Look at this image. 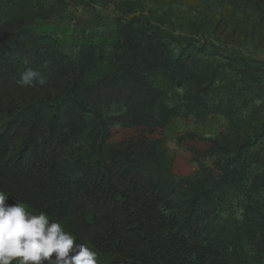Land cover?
<instances>
[{
    "label": "rangeland",
    "instance_id": "rangeland-1",
    "mask_svg": "<svg viewBox=\"0 0 264 264\" xmlns=\"http://www.w3.org/2000/svg\"><path fill=\"white\" fill-rule=\"evenodd\" d=\"M166 68L171 100L212 78L208 106L182 104L153 133L116 124L107 139L154 137L159 172L169 168L191 188L212 184L225 264H264V0H0V264H161L162 246L143 227L115 248L114 237L150 213L134 201L102 204L101 186L89 189L125 168L89 145L76 101L121 112L113 103L131 105L135 93L126 70L141 74L137 100ZM62 99L68 114L54 138L48 112L34 142L7 125L5 108ZM68 129L84 130L82 145Z\"/></svg>",
    "mask_w": 264,
    "mask_h": 264
},
{
    "label": "trees",
    "instance_id": "trees-1",
    "mask_svg": "<svg viewBox=\"0 0 264 264\" xmlns=\"http://www.w3.org/2000/svg\"><path fill=\"white\" fill-rule=\"evenodd\" d=\"M152 59H156V57L154 56ZM165 70L166 73L162 76L163 81L152 80L147 82L145 91L139 92L142 98L137 100L138 94L136 92L142 87L141 74L137 70H126L131 77L128 83L129 88L135 93H132L134 98L131 105L128 104V101L132 100L123 103L117 99L118 102L113 103L119 108L122 107L121 112L113 113V110L107 112L104 109L97 111L98 103L76 101L78 107L85 112L88 124H86L88 130L85 134L92 137L89 145L103 153L105 161L117 160L118 164L125 168L122 173L119 172L120 174L117 175L112 174V171L105 172L93 186L91 184L89 189H100L101 186L102 204L110 199L116 200L121 206H126L134 201L150 213V216L143 222L139 218L135 223H129L123 228L118 238L114 237L117 239L115 248L128 247L124 238L130 235L133 230H139L143 227V238L155 239L156 246H162V252L156 250L157 257H164L161 264H225L226 262L222 258L226 255L223 252L219 253L220 241L213 231V217L217 216L218 213H213V208L209 206L212 191L210 186L212 184L209 183L208 186L200 188H191L184 184V179H178L179 177L171 169L167 168L166 171L164 169L159 172L157 169L159 160L157 142L152 136L136 135L128 138L125 142H113L107 139L112 126L116 124L143 127L149 133H153L165 129L170 120L179 113L182 104L191 103L193 107L201 108L208 106L209 100H211L208 92L214 85L212 78L207 75L202 83H193L192 87H188L185 95L191 93L193 96L186 99L171 100L173 90H171L170 85H165V80L169 79L173 72L168 74V68ZM148 74L150 78L155 77L154 72ZM181 85L178 82L177 87ZM172 86L178 90L177 87ZM78 88L80 87L73 86L68 94H77ZM90 88L91 92L95 91L93 86ZM169 91L172 96L167 97ZM163 94H165V101L160 98ZM65 101L64 99L59 101L45 100L39 101L44 103L30 102L5 108V111L11 115L7 125L17 133L23 134L24 140L34 142L37 141L38 132L36 131L42 113L48 112L49 118H51L49 121V129L52 131L51 138H54L62 112L65 116L68 114V111L63 108ZM124 105L128 107L123 109ZM68 130L72 132L73 138L77 137L73 142L82 145L84 130ZM15 135L12 133V136ZM105 146H111V148L103 152ZM109 164L113 163L110 162ZM126 174H129L128 179ZM190 183H192L191 180ZM130 216L133 214L131 213ZM150 221L155 223L153 228H156L157 234L151 230ZM248 233L252 235L253 229L249 228ZM105 238L113 239V236L106 235ZM130 253L131 251H128V255Z\"/></svg>",
    "mask_w": 264,
    "mask_h": 264
}]
</instances>
